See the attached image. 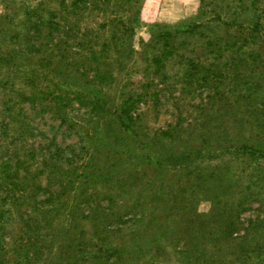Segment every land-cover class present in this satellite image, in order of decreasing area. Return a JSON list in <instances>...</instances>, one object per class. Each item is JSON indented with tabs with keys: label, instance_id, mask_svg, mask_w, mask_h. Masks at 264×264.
<instances>
[{
	"label": "rangeland",
	"instance_id": "374dc122",
	"mask_svg": "<svg viewBox=\"0 0 264 264\" xmlns=\"http://www.w3.org/2000/svg\"><path fill=\"white\" fill-rule=\"evenodd\" d=\"M98 1L0 0L3 264H264V0Z\"/></svg>",
	"mask_w": 264,
	"mask_h": 264
},
{
	"label": "trees",
	"instance_id": "16d2710c",
	"mask_svg": "<svg viewBox=\"0 0 264 264\" xmlns=\"http://www.w3.org/2000/svg\"><path fill=\"white\" fill-rule=\"evenodd\" d=\"M107 1L110 2L111 0L110 1L107 0ZM115 1L117 2V0H115ZM124 1L126 2V0H124ZM108 6H109V3H108ZM108 6L103 3V0H99L96 4V9L106 11V10H109ZM132 17L137 19L136 13H134ZM134 18H132V23L121 22V23H119L120 28L114 27V30H111L109 32V34L111 35L110 38H112V37L114 38L112 43L109 42L110 39L107 40L106 43H104V44H101L99 42H94V40L91 41V47H90L91 50L94 49V47L96 45H99L101 49L91 52L92 58H91V60L88 61L89 64H84V67H88L87 70H92V71L98 70L99 71V67L104 66L106 64V60H105V58H103V55L105 56V54L114 53L116 57H114L113 63L116 62L117 64L120 65V67L123 66L124 63H127L128 59L132 58L133 53H134L133 38H134V34H135V29L133 28L132 24L136 21ZM122 20L123 19H120V21H122ZM113 23L114 22H110L109 24H113ZM109 24L108 23L105 24V27H108L107 25H109ZM80 44L83 45V43H80ZM83 49H85V48L82 46V50ZM83 58L86 61V58H89V57H87V55H86ZM94 63L97 64V67L96 66L93 67ZM99 75H101V74H99ZM106 77H107V73L102 74V81H104ZM93 78H95V75ZM98 84H101V83H98ZM128 112L129 111L126 110L124 113L127 115ZM168 143L169 144L171 143L170 139H168ZM248 145H249L248 142L246 144L240 145V150H245V151L254 150L253 152H256V154H258V156L253 155L254 159L257 161L264 158V144L261 145V144L256 143V144H253V146H248ZM175 147L179 148V146L175 145L174 148H172L168 153H166L167 158H163V156H159L158 158H151V159L147 158L148 162L154 164L155 166H158L161 170H163V169L173 170L174 169V168H172L173 165L169 164V162H170L172 155L174 153H176L179 158L185 159L184 160L185 164L180 169L175 170V171L179 172V171L183 170V171H186L188 175L196 173V170H197L196 168H190L191 166H195V165H192L191 159L186 156L188 154V152L185 151L184 154H182V153L179 154L178 151L175 150ZM224 149H228V147L227 148L224 147ZM247 153H249V152H247ZM253 201L258 202V203L260 202L261 205H263L259 198L253 199ZM229 226H231V225H229ZM1 231L2 230L0 228V245H1V238H2ZM241 248L243 251H246L245 246H242ZM2 256L3 255L0 252V258ZM248 257L245 261V264H259L257 261L254 262L251 259V257L250 258H248ZM0 264H3V261L1 259H0Z\"/></svg>",
	"mask_w": 264,
	"mask_h": 264
}]
</instances>
